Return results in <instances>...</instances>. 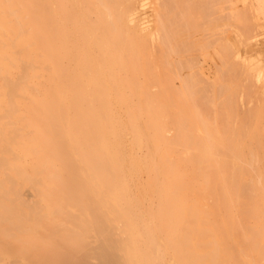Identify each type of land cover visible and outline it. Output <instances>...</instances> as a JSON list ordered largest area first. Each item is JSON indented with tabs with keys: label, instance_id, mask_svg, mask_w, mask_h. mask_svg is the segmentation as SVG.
I'll list each match as a JSON object with an SVG mask.
<instances>
[{
	"label": "rangeland",
	"instance_id": "1",
	"mask_svg": "<svg viewBox=\"0 0 264 264\" xmlns=\"http://www.w3.org/2000/svg\"><path fill=\"white\" fill-rule=\"evenodd\" d=\"M50 1L69 41L80 46L81 57L75 61L71 50L65 93L57 92L54 77L55 110L61 106L68 114L83 113L85 154L66 147L64 169L52 165L45 171L17 146L15 128L8 130L6 140L3 125H9L11 117L0 110V263L11 253L5 251V242L28 238V232L18 228L23 224H37L33 233L44 224H79V232L91 231L88 240L92 229L101 225L97 177L113 175L117 163L125 162L135 168L129 172L131 180L163 264H264V241L261 254L248 257L241 240L243 224H222L226 239L209 229L214 224H200L204 240L179 244L162 239L149 213L150 183L161 180L155 165L183 159V120L189 128L187 160L199 162L198 206L212 201L209 189L217 182H227L232 195L239 185L242 192L248 185L247 195L264 197V0ZM80 84L82 96L75 92ZM102 121L108 128L105 156ZM210 129L217 138L207 132ZM205 147L221 151L210 148L222 156L217 163L219 181L215 174H202L212 162ZM82 247L79 242L76 248ZM91 252L98 264L108 263L101 250ZM153 257L154 264H160L157 253Z\"/></svg>",
	"mask_w": 264,
	"mask_h": 264
},
{
	"label": "bare ground",
	"instance_id": "2",
	"mask_svg": "<svg viewBox=\"0 0 264 264\" xmlns=\"http://www.w3.org/2000/svg\"><path fill=\"white\" fill-rule=\"evenodd\" d=\"M60 1L66 3L67 0ZM52 4L50 0H0V110L11 117L9 125H3V134L8 140V130L15 128L17 146L22 152H29V156L38 160L39 165L44 166L47 172L52 165H56L58 170L64 169L66 159L62 158V154L66 147L82 156L86 146L83 113L76 111L68 114L61 106L55 110L52 95L54 77L56 76L57 92L62 94L67 79L65 67L71 50L75 51V61H81V57L80 46L71 44L65 24L59 23L53 15ZM83 91L81 84L76 85L75 92L78 95L82 96ZM185 111L182 114L184 119ZM184 121L181 122L180 132L183 159L170 166L158 162L155 172L161 180L154 179L150 183L153 195L149 213L162 239L164 237V240L179 244L204 240L205 233L199 232L197 228L200 224H214L209 229L226 239L229 238L228 233L223 230L222 224H243L241 240L248 257H253V253L261 254L259 246L264 241V197L257 196L256 193L247 195L246 184L243 192L239 185L236 194L232 195L231 186L227 182H217L218 186L213 187L211 184L209 189L214 197L212 201L198 206L195 168L199 162L187 160L189 128L184 126ZM107 129L102 121L99 131L104 156ZM213 130L221 135L220 130L217 133V127ZM194 132L196 134L195 129ZM207 132L210 133L211 129ZM202 133L197 137L203 139V136L200 137ZM210 134L217 138L216 134ZM209 141L212 142L211 139ZM149 144L154 145V141L149 140ZM208 148L217 150L215 147L206 148L205 154L212 162L201 169L202 174H215V181H219L217 163L221 161L219 159L222 156L218 155L221 151L218 149L220 152L216 154ZM70 154L68 150L67 155ZM117 164L119 169H115L113 175L101 173L97 177L100 186L98 193L101 200L98 206L101 225L92 229L94 232L91 239L87 240L91 231H78L79 224H44V227H38L34 233L31 229L37 224H23L18 228L28 232V238L5 242V251L9 250L11 253L0 264H98L91 250H101L107 264H154L155 253L160 264H163L162 253L154 246L144 204L137 186H133L131 180L130 173H134L135 168L132 163ZM109 165L107 162V166ZM190 165L191 172L188 170ZM193 170L194 175L191 177ZM126 173L129 175L125 176ZM111 204L114 207H110ZM114 220L117 222L114 223ZM79 242L83 245L81 249L76 248ZM179 251L182 253L183 248L177 247V252ZM188 251L193 253L192 249Z\"/></svg>",
	"mask_w": 264,
	"mask_h": 264
}]
</instances>
